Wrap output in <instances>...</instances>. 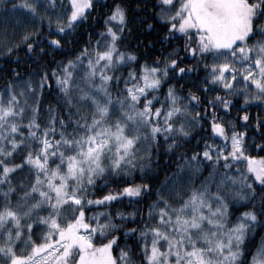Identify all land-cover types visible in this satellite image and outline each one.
Wrapping results in <instances>:
<instances>
[{"label": "snow or ice", "instance_id": "6c2138e0", "mask_svg": "<svg viewBox=\"0 0 264 264\" xmlns=\"http://www.w3.org/2000/svg\"><path fill=\"white\" fill-rule=\"evenodd\" d=\"M0 264H264V0H0Z\"/></svg>", "mask_w": 264, "mask_h": 264}, {"label": "trees", "instance_id": "16d2710c", "mask_svg": "<svg viewBox=\"0 0 264 264\" xmlns=\"http://www.w3.org/2000/svg\"><path fill=\"white\" fill-rule=\"evenodd\" d=\"M253 112L257 111L256 109H252Z\"/></svg>", "mask_w": 264, "mask_h": 264}]
</instances>
